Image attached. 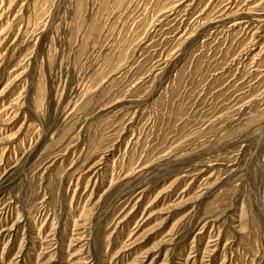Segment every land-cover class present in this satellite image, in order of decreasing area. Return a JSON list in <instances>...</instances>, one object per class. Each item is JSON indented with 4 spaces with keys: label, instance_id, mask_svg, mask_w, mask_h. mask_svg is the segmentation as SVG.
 <instances>
[{
    "label": "rangeland",
    "instance_id": "374dc122",
    "mask_svg": "<svg viewBox=\"0 0 264 264\" xmlns=\"http://www.w3.org/2000/svg\"><path fill=\"white\" fill-rule=\"evenodd\" d=\"M0 264H264V0H0Z\"/></svg>",
    "mask_w": 264,
    "mask_h": 264
}]
</instances>
